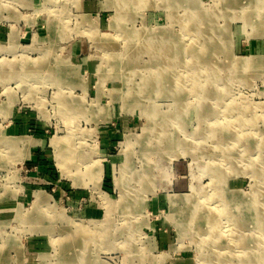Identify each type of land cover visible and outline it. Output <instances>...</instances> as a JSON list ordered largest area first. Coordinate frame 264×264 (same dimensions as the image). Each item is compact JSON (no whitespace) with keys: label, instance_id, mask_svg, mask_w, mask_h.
<instances>
[{"label":"rangeland","instance_id":"rangeland-1","mask_svg":"<svg viewBox=\"0 0 264 264\" xmlns=\"http://www.w3.org/2000/svg\"><path fill=\"white\" fill-rule=\"evenodd\" d=\"M260 222L264 0H0V264H261Z\"/></svg>","mask_w":264,"mask_h":264},{"label":"bare ground","instance_id":"bare-ground-1","mask_svg":"<svg viewBox=\"0 0 264 264\" xmlns=\"http://www.w3.org/2000/svg\"><path fill=\"white\" fill-rule=\"evenodd\" d=\"M153 41V40H152ZM164 42V41H163ZM160 43V42H159ZM158 47V46H157ZM165 48V47H164ZM251 64H252V62H250V60H247V59H243L242 60V63H240L239 64V66H242V67H251ZM65 112H66V114H68L69 113V110L67 109V110H65ZM156 115V114H155ZM154 130V129H153ZM233 130V132L236 130L235 128L234 129H232ZM150 134V133H149ZM165 134H167V133H165ZM236 135H238V133H236ZM126 136V135H125ZM70 136H66V137H64V138H59V139H54L52 142L55 144V145H61V144H64V143H67L68 144V146H70V138H69ZM145 140V139H144ZM157 140V139H156ZM129 141V143H130V140H128ZM166 141H168V140H166ZM23 143V142H22ZM28 143V142H27ZM32 143V142H31ZM24 144V143H23ZM51 144V143H50ZM157 145V144H156ZM54 147V146H53ZM58 149V148H57ZM148 151V150H147ZM29 152V151H28ZM64 152L62 151L61 153H60V151H59V155H57V158H58V163H59V165L60 166H65V164H66V161L67 160H65V158H64V154H63ZM144 153V152H143ZM193 190H195V189H193ZM36 201L39 203V202H43V201H45V197L43 196V194L42 193H40V192H38L37 194H36ZM181 203V202H180ZM190 203V202H189ZM188 204V203H187ZM186 204V205H187ZM194 204V203H193ZM177 208H179V207H177ZM187 211V210H186ZM185 211V212H186ZM202 212V211H201ZM193 213H194V211H193ZM208 214V213H207ZM178 215V214H177ZM187 215V214H186ZM192 215V214H191ZM182 216V215H181ZM211 221H215L214 219H210ZM187 222V221H186ZM208 223H209V221H208ZM264 232V225L263 224H261V222H260V225H259V230H257V232L255 233V235H253V234H250L252 237H245V238H243V240L241 241L240 239H238V240H236V239H234V237L233 238H231L230 240H231V242H233L234 241V243H236V248H239L241 245H240V243H246V242H251V243H254V242H260L261 241V236H262V234H260V232ZM185 232H187V231H185ZM256 238H255V237ZM219 242H217V245H216V248H218L219 249V245L220 244H226V241H228V240H224V239H219L218 240ZM228 243V242H227ZM86 244V242L84 243V245ZM254 247H256V245L254 246ZM84 250H85V247H84ZM257 251H259V250H256L255 252H257ZM246 252H248V251H246ZM220 253H222V252H220L219 251V254ZM264 252H261V253H254V254H252V253H250V254H243V256H245V257H249V258H258V260L261 262V264H264V254H263ZM83 254V253H82ZM255 254H257V255H255ZM235 255H236V253H235ZM219 257H221V258H226V257H222L221 255L219 256ZM86 258V256L85 255H75V256H71V257H66V262H68V264H70V263H73V264H75V263H83V264H88V262L86 261L85 262V259ZM253 262H251L250 261V264H252Z\"/></svg>","mask_w":264,"mask_h":264},{"label":"crops","instance_id":"crops-1","mask_svg":"<svg viewBox=\"0 0 264 264\" xmlns=\"http://www.w3.org/2000/svg\"><path fill=\"white\" fill-rule=\"evenodd\" d=\"M32 147V146H31ZM29 152H27V159L29 162H31L32 164H37L42 162L43 159V155L44 153L41 152H36L34 149H29Z\"/></svg>","mask_w":264,"mask_h":264}]
</instances>
